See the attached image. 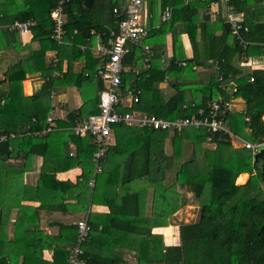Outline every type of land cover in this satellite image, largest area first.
Segmentation results:
<instances>
[{
    "label": "trees",
    "instance_id": "16d2710c",
    "mask_svg": "<svg viewBox=\"0 0 264 264\" xmlns=\"http://www.w3.org/2000/svg\"><path fill=\"white\" fill-rule=\"evenodd\" d=\"M56 2L0 0V51L12 46L20 56L18 62L5 71L6 89L0 91V117L8 114L20 117L16 129L18 135L0 144V174L4 163L11 158H24L27 154L44 157L48 142L54 134L60 133L54 128L44 136L32 135L46 127L49 110L41 105V99L51 89L76 86L82 92L83 86L95 87L92 98L84 99L80 109L68 114L66 120L72 127L82 121L79 117L97 112L96 93L104 89L96 71L98 61L88 49L81 50L79 46L95 37L92 31L101 34L104 42L111 33L118 34L120 19L113 9L122 7L125 0H93L89 8L84 7V0H67L63 9L65 22L61 44L51 38L54 24L50 11ZM144 4L146 26L151 29L144 40L126 42L122 60L124 72L142 66L146 57L143 47H150L149 67L136 72L138 81L128 85L139 91V102L132 111L163 119L189 117L194 110L182 108L187 103V91L196 107L202 108L218 97L226 101L240 98L244 102L243 110L225 113L229 129L234 136L248 142H264V66L254 70L242 66L243 58L263 56L261 11L250 8L251 0H229L234 13L242 14L240 38L245 44L240 45V41L231 35L225 16L211 20L208 15L211 5L222 4L223 13H226L221 0H144ZM169 7V20L161 22L160 15ZM29 19L36 23L31 35L32 41L39 44L37 50L21 46L20 34L7 29L16 21ZM244 28H248V32H244ZM167 34L171 36L172 56L167 64H162ZM182 34L190 46V57L186 56L181 42ZM48 51L56 52V64L47 63L45 55ZM64 60L67 70L61 74ZM80 60L85 61V66L79 74H74L72 65ZM209 60L218 62V69L209 75L206 83L203 79L202 83L195 82L198 77L192 67L194 64L209 66ZM181 61L186 62L184 67L177 66L176 63ZM27 75L44 79L43 87L33 96H24L22 92V82ZM123 75L122 88L127 87ZM165 79H170L169 85L174 90L168 98L158 88ZM226 80L231 82L222 85ZM229 86L231 91L228 93ZM14 131V128L0 127V137ZM113 133L115 142L107 146L104 157L98 161L99 173H96L92 156L95 147L90 139L74 136L72 141L76 151L67 167L81 169L79 180L56 182L54 174L67 168L58 166L50 172L42 168L36 186L37 197H41L38 208L41 209L85 212L89 205L108 208L107 214H90L86 219L89 234L81 244L83 254L80 256L85 264H126L123 250H128L132 241L138 244L134 256L136 264H264V149L259 153L261 161L257 163L256 156L253 159L249 150L233 147L230 137L213 134L214 145L207 148L208 134L203 129L187 128L179 135L170 136L172 151L168 154L164 145L169 135L165 132L116 126ZM69 134L74 135L73 132ZM184 143L191 145L192 153L189 159L182 161ZM49 173L51 176L47 175ZM241 174H248V178L244 184L237 185L236 179ZM168 175L172 181L167 185ZM2 190L5 192L6 188ZM49 191L52 195L56 193V207L48 205ZM58 193H61L59 197ZM41 194H46V198L43 199ZM186 194L197 201L195 219L176 223V242L165 245L162 235L154 234L152 230L168 225L167 220L187 204ZM71 199L77 203L64 204ZM147 200L150 201L149 213L146 211ZM3 212L0 209V264H17L19 256H22L21 264H69L76 246V222L61 225L54 236L45 235L37 225L25 227L21 234L17 223L13 242L4 245ZM34 217L35 214L31 218ZM169 232L167 228L166 234ZM95 245L97 252L90 253ZM44 250L52 251L50 261L43 258Z\"/></svg>",
    "mask_w": 264,
    "mask_h": 264
},
{
    "label": "crops",
    "instance_id": "0c3cea01",
    "mask_svg": "<svg viewBox=\"0 0 264 264\" xmlns=\"http://www.w3.org/2000/svg\"><path fill=\"white\" fill-rule=\"evenodd\" d=\"M93 1V0H92ZM252 4L250 8L257 9L261 11L263 14L262 18L264 20V2L260 3L259 0H251ZM186 2V0H185ZM19 3V1H18ZM17 3V4H18ZM84 4V3H83ZM92 5V4H91ZM17 6V5H16ZM19 7V4L18 6ZM16 7V8H17ZM171 9V7H169ZM209 17L211 20H215L219 15L218 18L223 19L225 14L223 13V8L219 7L218 5H211L210 12H208ZM162 15H160L159 19L162 21ZM238 17L242 18V14H238ZM158 27V24L155 25V28ZM98 38L95 36L92 40H87L84 44L80 45L79 48L81 50L88 49L91 52V55L98 61V65L96 67V71L98 72L101 67L103 66V62L100 60L98 53H97V44ZM103 39H101L102 41ZM166 44L165 50L163 53L162 64H167L169 59L172 56V47H171V36L167 34L165 37ZM19 42L21 46H25L30 48L31 50H37L39 48V44L35 41H32V35L23 34L19 36ZM105 43L104 41H102ZM181 42L183 44L185 53L187 57H190L191 49L188 44L187 38L184 34L181 35ZM47 63L50 65L56 64V52L55 51H48L45 55ZM20 59L19 54L12 48V46H6L0 51V91L6 89V77L4 75L5 71L12 66L13 64L17 63ZM243 67H247L248 70L260 69L263 66L262 56L261 57H252L249 59L243 58ZM252 61L257 62V64H253ZM185 62V61H184ZM142 66L141 69H147L143 62H141ZM209 65V64H208ZM85 66V61L80 60L76 61L72 65V72L74 74H79L81 70ZM196 66V71L198 79L195 82H200L202 79L204 83L207 82L208 77L211 73H215V68L212 65L203 67V66ZM67 70V61L61 62V74L65 73ZM133 70V71H132ZM128 71L125 70L123 77L127 81V87L130 83L134 81H138L136 78L137 68ZM61 74L57 73V76L61 77ZM87 76V75H86ZM40 77L38 75H27L26 80L22 82V92L24 96H33L31 95L32 87L29 88L24 86L26 84L27 79L32 80L33 78ZM94 78L97 79V75H94ZM96 79L94 81L96 82ZM170 79H165L162 83L158 84V88L162 89L166 98L171 96L174 93L173 88L169 85ZM231 82V81H230ZM43 83H40L41 88L43 87ZM202 83V82H200ZM223 85V84H222ZM26 87V88H25ZM87 87V85H86ZM83 86L82 92L78 90L76 86H58L50 90V92L45 95L41 99V105L44 108L49 110L48 116L53 118V127L55 128V132H60L54 134V137L50 139L46 146V154L45 156L36 155V154H27L24 158H11L9 161L4 163V168L0 174V190L5 189L6 191L1 193L0 199V206L3 209V214L1 215L6 228L3 231V242L4 245H9L13 242L14 239V232H15V225L19 223L20 233H24V228L27 226L35 227L37 225L39 227V231H43L45 235L54 236L58 234L59 228L61 225H71L74 224L77 220L80 219H87V217L92 215L102 216L107 214L108 208L103 205H96L92 206L89 205L87 211L83 212H76V211H52L49 209L38 208L41 204V197H37V184L39 183V179L41 177V170L42 168H46L49 172L54 169L55 167L60 166L61 168H67L63 171L56 172L54 174V180L56 182H71L75 183L79 180L81 169L79 167H73L69 169L67 167L69 163L70 157H73L76 151V145L73 143L72 138L74 135H70L72 126L68 124L67 116L70 113H75L81 106L84 104V99L90 100L92 96L95 94V87L89 86L86 88ZM28 88V89H27ZM40 88V89H41ZM126 88V86H125ZM27 89V92H26ZM39 89V90H40ZM37 90V91H39ZM30 91V92H29ZM34 95L36 94V92ZM231 88L227 89L226 92H230ZM100 92V91H99ZM99 92L96 93L99 96ZM187 102L192 101V95L190 92H186ZM221 98V97H218ZM217 98V99H218ZM216 100V99H215ZM232 104L231 111H242L244 108V102L240 98H231L228 100ZM91 115V114H89ZM88 115V116H89ZM47 116V117H48ZM86 117H79V121L86 119ZM19 115L8 114L7 116L0 117V127L3 129L5 128H14L15 131L12 133H16V129L19 125ZM264 119V118H262ZM78 121V122H79ZM80 123V122H79ZM58 125V127H57ZM18 135V134H17ZM114 133L112 135V139L109 142L110 146L115 142ZM15 138V137H13ZM235 148H241L240 146H236L234 143H231ZM207 147L212 148V146L207 145ZM41 150H43L41 148ZM166 150V148H165ZM51 176V173L47 174ZM242 178L244 181L237 182V185H242L246 182L248 178V174H241L238 176L236 180ZM51 183V181H50ZM132 185V184H131ZM61 193H58V197ZM42 198H46V194H41ZM48 205L56 207L58 203H56V193H51L49 191L48 195ZM150 202V201H149ZM77 202L74 199L71 201L66 200L64 204L72 206L75 205ZM17 204V206H16ZM149 203L147 204V206ZM57 210V209H56ZM146 211L149 213V206L147 207ZM20 212V216H19ZM22 213V214H21ZM33 214H35L34 218ZM170 219L167 220L168 225L166 227L161 228H154L152 233L154 234H161L162 230L166 228H170ZM163 237V236H162ZM165 245H171L172 243L176 242V238L171 236L169 241L167 242L166 239L163 238ZM169 243V244H168ZM129 248L123 250V262L126 261V264H136L135 259V252L137 250L138 244L134 241L130 242ZM22 246L24 243L22 241ZM89 251L90 253H96L98 248L97 246H93ZM52 256L51 250H44L43 251V258L45 260L50 261ZM17 264L22 263V256L16 260Z\"/></svg>",
    "mask_w": 264,
    "mask_h": 264
},
{
    "label": "built area",
    "instance_id": "2783aa9c",
    "mask_svg": "<svg viewBox=\"0 0 264 264\" xmlns=\"http://www.w3.org/2000/svg\"><path fill=\"white\" fill-rule=\"evenodd\" d=\"M191 2L193 0H187ZM67 0H57L56 6L50 11V18L53 21L54 27L52 31V40L61 44L63 36V9ZM225 5V17L227 23L230 24V32L233 38L245 44L240 38V22L242 18L234 13L233 7L228 2L229 0H221ZM229 6H228V5ZM144 0H125L124 5L120 8H114L113 13L120 19L118 23V34L111 33L106 39V42L101 41L102 35L98 33L95 36L99 39L97 44V53L103 66L98 71V77L104 84V89L99 92L97 112L89 115L86 119L71 128L74 136L89 138L92 145L95 147L93 153V160L96 162V173L101 171L98 161L104 157L107 146L110 144L108 141L112 139L113 129L116 126H123L125 128H136L146 131L165 132L168 135H179L184 129H203L208 134L206 143L210 146L214 144L211 141L213 134L230 137L231 143L236 146L247 149L251 152L252 158L259 154V148L264 146L262 143H251L234 136L229 129L228 122L225 119V113L232 110L230 101L218 98L211 101L205 108L196 107L193 101H189L183 105V109L194 110V113L189 117L176 118V119H163L155 115H149L132 111V107L139 102V91L130 87L121 86V79L124 73L122 60L125 55V44L128 41L138 43L147 38L151 28L146 26L144 17ZM171 16V9L166 8L162 15V21H168ZM36 26L33 19L26 20L25 22H14L7 27L9 32H18L20 35L29 34ZM248 32V28L243 29ZM264 51V44L262 45ZM143 54L146 57L143 63L146 68L149 67V59L152 56L149 46L143 47ZM264 66V53L262 56ZM253 64L257 62L252 61ZM208 64L212 65L215 70L218 69V62L209 60ZM177 66L184 67L186 62L181 61L176 63ZM262 66V67H263ZM261 67V68H262ZM193 70L196 66L192 67ZM221 79V76H219ZM253 79H250L252 82ZM35 121V119H33ZM46 127L40 132H33V136H44L54 130L53 118L48 116L45 120ZM16 133H11L8 136L2 135L0 137V144L8 138L16 137ZM92 186V182H89ZM86 219L76 221L77 226V240L76 246L71 252L69 264H85L80 256L83 254L81 244L86 240L89 234V226L86 224Z\"/></svg>",
    "mask_w": 264,
    "mask_h": 264
},
{
    "label": "rangeland",
    "instance_id": "374dc122",
    "mask_svg": "<svg viewBox=\"0 0 264 264\" xmlns=\"http://www.w3.org/2000/svg\"><path fill=\"white\" fill-rule=\"evenodd\" d=\"M219 7L223 8V5L221 4ZM135 68H137V71L141 70V66L140 65H137ZM127 73L128 74L130 73L129 70H128ZM27 80L28 81H26V84L24 86H26V87L29 86L31 88L30 79H27ZM229 88H230V86L227 89H229ZM26 92H27V89H26ZM263 118H264V116H263ZM262 120L264 122V119H262ZM170 136H172V135L168 136L167 140L165 141V145H164V150L166 148L165 152L168 153V154H170L171 151H172L171 144H170ZM110 141H111V139L108 142H110ZM206 147H207V145H206ZM182 149H183L182 161H185V160H187V159H189L191 157L192 147H191V145L189 143H184ZM260 161H261V154H257L256 155V162L260 163ZM171 181H172L171 180V175H168V177L166 176V184L167 185L171 184ZM186 195H187V200H188L187 204L181 210L177 211L174 214V217L169 222L170 225H171V227L169 228L170 232L168 234H166V229L167 228L162 230V236H163L164 239L167 240V242L169 241L171 236H174V233H175L174 230H175V226H176L175 224L176 223H179V221L188 222V221H192V220L195 219L196 210H197V207H198L197 201L190 194H186ZM148 203H149V200H147V204Z\"/></svg>",
    "mask_w": 264,
    "mask_h": 264
},
{
    "label": "water",
    "instance_id": "95a60500",
    "mask_svg": "<svg viewBox=\"0 0 264 264\" xmlns=\"http://www.w3.org/2000/svg\"><path fill=\"white\" fill-rule=\"evenodd\" d=\"M91 4H92V0H84V7L85 8H89L91 6ZM43 80L44 79L42 77H37V78H33L32 80H30V84L32 87L31 95H34L35 91H37L41 88L40 83H42ZM229 83H230V80H226L222 84L227 85ZM263 149H264V146H261L259 148V152L263 151Z\"/></svg>",
    "mask_w": 264,
    "mask_h": 264
},
{
    "label": "bare ground",
    "instance_id": "6f19581e",
    "mask_svg": "<svg viewBox=\"0 0 264 264\" xmlns=\"http://www.w3.org/2000/svg\"><path fill=\"white\" fill-rule=\"evenodd\" d=\"M29 88V87H28ZM27 88V89H28ZM264 116V115H263ZM243 181V179L242 178H239L238 180H237V182H242Z\"/></svg>",
    "mask_w": 264,
    "mask_h": 264
}]
</instances>
